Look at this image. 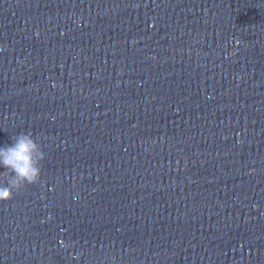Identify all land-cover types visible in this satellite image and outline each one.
Masks as SVG:
<instances>
[{
	"label": "clouds",
	"instance_id": "9594fccd",
	"mask_svg": "<svg viewBox=\"0 0 264 264\" xmlns=\"http://www.w3.org/2000/svg\"><path fill=\"white\" fill-rule=\"evenodd\" d=\"M11 139L10 146L0 147V202L10 201L26 187L39 184L47 158L32 132H20Z\"/></svg>",
	"mask_w": 264,
	"mask_h": 264
}]
</instances>
